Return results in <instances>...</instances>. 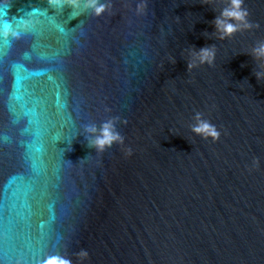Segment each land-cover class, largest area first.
<instances>
[{
	"label": "water",
	"instance_id": "1",
	"mask_svg": "<svg viewBox=\"0 0 264 264\" xmlns=\"http://www.w3.org/2000/svg\"><path fill=\"white\" fill-rule=\"evenodd\" d=\"M100 2L0 0V264H264V0Z\"/></svg>",
	"mask_w": 264,
	"mask_h": 264
},
{
	"label": "clouds",
	"instance_id": "2",
	"mask_svg": "<svg viewBox=\"0 0 264 264\" xmlns=\"http://www.w3.org/2000/svg\"><path fill=\"white\" fill-rule=\"evenodd\" d=\"M52 6H67L73 10L80 8L82 0H48ZM86 9H89L96 16H101L107 11L105 4L100 0H86L84 4ZM138 12L141 11L138 7ZM215 27L219 33L220 39L231 38L241 29H250L252 25L248 21V12L243 7V0H228V6L222 10L220 15L215 20ZM253 55L257 60H264V43L253 49ZM215 60L214 48H202L198 53L193 54L189 69H193L198 65H212ZM257 79H264V71L258 72ZM197 123L192 126V132L201 136L203 139L211 138L214 142L219 139L220 133L214 125L202 119L201 114L197 113L195 117ZM89 132L95 133V127L88 129ZM114 143H123V137L116 131L115 121L109 120L103 124L100 134L96 136L92 142L98 151L103 152L106 148H110ZM131 154V150H129ZM82 259L88 257L87 251H81ZM42 264H71V261L60 256H49L42 261Z\"/></svg>",
	"mask_w": 264,
	"mask_h": 264
},
{
	"label": "snow or ice",
	"instance_id": "3",
	"mask_svg": "<svg viewBox=\"0 0 264 264\" xmlns=\"http://www.w3.org/2000/svg\"><path fill=\"white\" fill-rule=\"evenodd\" d=\"M26 95H27V93H26Z\"/></svg>",
	"mask_w": 264,
	"mask_h": 264
}]
</instances>
